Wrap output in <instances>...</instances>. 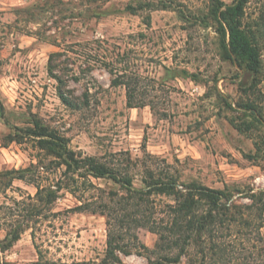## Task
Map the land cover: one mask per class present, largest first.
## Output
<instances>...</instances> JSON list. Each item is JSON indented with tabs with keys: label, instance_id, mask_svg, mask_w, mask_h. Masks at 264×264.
I'll use <instances>...</instances> for the list:
<instances>
[{
	"label": "rangeland",
	"instance_id": "374dc122",
	"mask_svg": "<svg viewBox=\"0 0 264 264\" xmlns=\"http://www.w3.org/2000/svg\"><path fill=\"white\" fill-rule=\"evenodd\" d=\"M150 1L159 0H0V264L100 262L107 217L75 207L125 192L111 178L92 176L88 189L82 182L89 180L80 178L53 202L32 199L39 187L71 181L58 166L66 165L63 160L23 130L35 119L84 156L129 171L137 186L150 168L228 189L229 204L238 205L249 223L224 229L223 264L264 263V203L253 199L264 191V158L256 144L264 117L261 123L243 108L254 102L264 115V74L253 87L246 65L222 57L216 32L199 19L210 0H164L186 17L174 8H128ZM244 24L255 33L264 70V0L249 1ZM118 75L130 83L138 106H129L126 84L113 85ZM61 85L80 108L62 101ZM15 135L21 142L11 141ZM24 169L27 178L20 179L14 171ZM153 198L159 211L172 201ZM9 232L20 233L19 239L10 243ZM136 233L155 247L156 233L146 227ZM120 256L126 264H150L157 255L138 248Z\"/></svg>",
	"mask_w": 264,
	"mask_h": 264
},
{
	"label": "trees",
	"instance_id": "16d2710c",
	"mask_svg": "<svg viewBox=\"0 0 264 264\" xmlns=\"http://www.w3.org/2000/svg\"><path fill=\"white\" fill-rule=\"evenodd\" d=\"M250 0H235L228 4L225 0H210L208 12L200 16V22L207 28H213L218 38L221 55L226 60H232L246 67L254 74V86L263 78V59L260 53L255 33L244 24L246 6ZM129 10L137 12L146 8L179 10L183 17V9L175 7L164 0L150 1L146 5H129ZM150 24V19H148ZM58 54V53H55ZM54 54V55H55ZM53 72V69H51ZM114 72V71H113ZM61 84L64 80L56 77ZM113 85L126 84L128 88L130 107L138 106L134 100V90L122 76L113 78ZM62 101L70 107L80 108L71 95L59 88ZM89 101L84 104H88ZM243 108L250 110L252 115L261 123L263 112L254 102H247ZM5 115V107L0 99V119ZM243 131L250 129L248 123H236ZM264 124V123H263ZM28 136L34 138L38 148L51 156L62 159L66 165V185L58 184L57 189L39 187L32 199L37 201L57 199L58 191L66 187L77 186L78 179L89 180L90 177L111 178L125 191L110 192V201L95 205L85 202L77 207L78 211H100L107 217L108 241L105 256L96 264H126L120 253L131 254L135 249L143 248L156 257H150V264H223L226 261L227 247L224 229L232 230L236 223L242 224L249 219L239 213L238 205L229 202L232 193L228 189H215L198 182H185L169 173H154L146 169L140 186L135 183V177L129 171H123L115 165H107L93 156H84L70 147L69 139L45 125L40 119H35L33 126L23 129ZM17 135L11 141H18ZM257 156L264 158V134L257 141ZM34 166V165H33ZM131 166V165H130ZM20 179H26V169L16 170ZM78 176L79 178H77ZM93 186L92 181H83L82 185ZM156 196H166L172 199L157 207ZM254 201L264 203V191L253 195ZM100 208V210H99ZM240 214V215H239ZM146 227L158 235L153 249L140 242L136 229ZM231 236V234H230ZM7 239L13 243L20 233L9 232ZM68 264V263H62ZM264 264V263H262Z\"/></svg>",
	"mask_w": 264,
	"mask_h": 264
}]
</instances>
